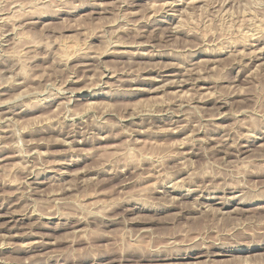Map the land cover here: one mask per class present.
<instances>
[{
    "label": "rangeland",
    "instance_id": "rangeland-1",
    "mask_svg": "<svg viewBox=\"0 0 264 264\" xmlns=\"http://www.w3.org/2000/svg\"><path fill=\"white\" fill-rule=\"evenodd\" d=\"M0 22V264H264V0Z\"/></svg>",
    "mask_w": 264,
    "mask_h": 264
},
{
    "label": "bare ground",
    "instance_id": "bare-ground-1",
    "mask_svg": "<svg viewBox=\"0 0 264 264\" xmlns=\"http://www.w3.org/2000/svg\"><path fill=\"white\" fill-rule=\"evenodd\" d=\"M170 6H171V5H170ZM172 8H173V7H172ZM166 9H167V8H166ZM0 23H2V22H0ZM131 31H132V30H131ZM120 33H121V32H120ZM257 33H258V32H257ZM252 35H253V34H252ZM260 37H261V36H260ZM254 38H255V37H254ZM115 44H116V43H115ZM133 44H134V43H133ZM120 47H121V46H120ZM114 48H115V47H114ZM259 49H260V48H259ZM115 50H116V49H115ZM263 50H264V49H263ZM117 51H118V49H117ZM122 52H124V49H122ZM257 52H258V51H257ZM118 53H120V52H118ZM128 53H129V52H128ZM133 53L135 54V52H133ZM139 53H140V52H139ZM141 53H142V51H141ZM244 53H245V52H244ZM115 54H116V51H115ZM134 54H132V55H134ZM259 54H260V52H259ZM122 55H123V54L121 53V56H122ZM139 55H140V54H139ZM139 55H138V56H139ZM143 55H144V54H143ZM145 55H146V54H145ZM121 56H120V57H121ZM124 56H125V55H124ZM141 56H142V55H141ZM125 57H126V56H125ZM252 57H253V56H252ZM261 57H262V56H261ZM261 57H260V58H261ZM263 57H264V56H263ZM137 58H138V57H137ZM257 58H259V57H257ZM260 58H259V59H260ZM250 59H251V58H250ZM254 59H255V58H254ZM263 60H264V59H263ZM261 61H262V60H261ZM80 68H81V67H80ZM164 76H165V75H164ZM162 77H163V76H162ZM164 79H165V78H164ZM158 80H159V79H158ZM173 80H174V79H173ZM180 85H181V84H180ZM222 105H223V104H222ZM216 112H217V111H216ZM53 183H54V182H53ZM206 199H207V198H206ZM10 211H11V210H10ZM11 215H12V214H10V216H11ZM13 215H14V214H13ZM13 215H12V216H13ZM12 216H11V217H12ZM27 218H28V217H27ZM29 219H30V218H29Z\"/></svg>",
    "mask_w": 264,
    "mask_h": 264
}]
</instances>
